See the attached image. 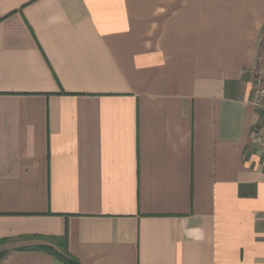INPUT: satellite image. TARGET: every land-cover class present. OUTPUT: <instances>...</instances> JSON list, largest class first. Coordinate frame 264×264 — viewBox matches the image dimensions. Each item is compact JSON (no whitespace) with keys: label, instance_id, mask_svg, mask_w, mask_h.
Listing matches in <instances>:
<instances>
[{"label":"crops","instance_id":"0c3cea01","mask_svg":"<svg viewBox=\"0 0 264 264\" xmlns=\"http://www.w3.org/2000/svg\"><path fill=\"white\" fill-rule=\"evenodd\" d=\"M264 0H0V264H264ZM263 127V128H262Z\"/></svg>","mask_w":264,"mask_h":264},{"label":"trees","instance_id":"16d2710c","mask_svg":"<svg viewBox=\"0 0 264 264\" xmlns=\"http://www.w3.org/2000/svg\"><path fill=\"white\" fill-rule=\"evenodd\" d=\"M260 119L263 121L261 124L264 127V110H259ZM262 127V128H263ZM58 248L62 250V253L60 254L55 248L48 247V246H38V247H31L27 248L26 250H37V251H43L50 255L56 256L60 261L63 262V264H78L75 260L72 258L67 257L66 254V239L61 238L58 239ZM3 254L0 253V259L2 258Z\"/></svg>","mask_w":264,"mask_h":264},{"label":"rangeland","instance_id":"374dc122","mask_svg":"<svg viewBox=\"0 0 264 264\" xmlns=\"http://www.w3.org/2000/svg\"><path fill=\"white\" fill-rule=\"evenodd\" d=\"M259 62H258V70L255 72V77L253 79L254 83V93L253 97H257L260 99V95L257 92L264 90V27L261 32L260 42H259Z\"/></svg>","mask_w":264,"mask_h":264},{"label":"built area","instance_id":"2783aa9c","mask_svg":"<svg viewBox=\"0 0 264 264\" xmlns=\"http://www.w3.org/2000/svg\"><path fill=\"white\" fill-rule=\"evenodd\" d=\"M260 95V99L255 97L254 98V105L260 109L264 110V90L257 92ZM252 145L256 148H263L264 149V132L263 129L255 130L252 133Z\"/></svg>","mask_w":264,"mask_h":264}]
</instances>
